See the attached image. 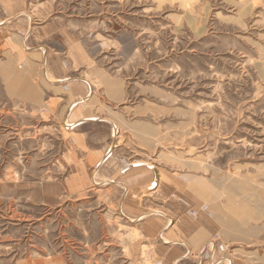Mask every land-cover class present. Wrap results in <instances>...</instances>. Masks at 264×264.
<instances>
[{
  "label": "rangeland",
  "instance_id": "1",
  "mask_svg": "<svg viewBox=\"0 0 264 264\" xmlns=\"http://www.w3.org/2000/svg\"><path fill=\"white\" fill-rule=\"evenodd\" d=\"M0 264H264V0H0Z\"/></svg>",
  "mask_w": 264,
  "mask_h": 264
},
{
  "label": "crops",
  "instance_id": "2",
  "mask_svg": "<svg viewBox=\"0 0 264 264\" xmlns=\"http://www.w3.org/2000/svg\"><path fill=\"white\" fill-rule=\"evenodd\" d=\"M67 79L68 78H66L65 80H67ZM86 83L88 84V86L90 88L91 87L90 82L86 81ZM89 92H90V90L84 92L83 94H80L79 96L76 97L75 100H73L68 105V108H67L68 110H66L67 111L66 115H67V118H69V120L74 119L71 122L74 123L75 126L76 125H78V126L79 125H84L87 122L92 121V120L95 121V119L90 116V113H87V115H81V114H79L80 111L78 112V118H73V117H76L77 116V114H76V112H77L76 108L80 105V103H81L80 101L81 100H84L87 97H89V95H90ZM82 95H84V96H82ZM135 166H138V165H135ZM127 170H125V171H127ZM163 231L165 232L164 234H167V233H171L172 232V229H170V227L169 228L168 227H164ZM202 233L204 234V236H202V239L200 237V240L198 241L197 238H196V236L197 235H200L201 236ZM204 237H205V231H204L203 228H200L199 227L198 230H196L195 232H193L190 240H191V243H193V245L194 244H199V243H202L204 241ZM195 238H196L197 242L194 241Z\"/></svg>",
  "mask_w": 264,
  "mask_h": 264
},
{
  "label": "bare ground",
  "instance_id": "3",
  "mask_svg": "<svg viewBox=\"0 0 264 264\" xmlns=\"http://www.w3.org/2000/svg\"><path fill=\"white\" fill-rule=\"evenodd\" d=\"M49 81H51L52 82V79L51 80H49ZM69 124H71V123H69ZM227 209H228V211H227V213H229V215L231 214V216L232 215H237V216H241V217H243L245 214H247L249 211H250V207H249V204H248V202L247 201H243V202H241L239 205H237V204H234V203H230L229 205H228V207H227ZM226 213V214H227ZM231 228V227H230ZM228 231H229V233L230 232H235V231H238V232H240L241 234H243V235H246V234H248V233H250L251 232V230L250 229H248L247 228V230H237L236 229V227L234 226L233 228H231L230 230L229 229H227ZM226 230V231H227ZM227 231V232H228ZM241 237V236H240Z\"/></svg>",
  "mask_w": 264,
  "mask_h": 264
}]
</instances>
